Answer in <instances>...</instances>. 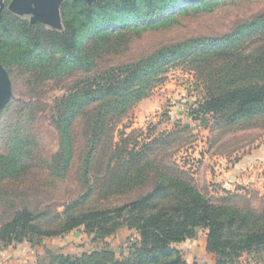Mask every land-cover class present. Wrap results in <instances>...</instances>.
Wrapping results in <instances>:
<instances>
[{
	"label": "trees",
	"instance_id": "trees-1",
	"mask_svg": "<svg viewBox=\"0 0 264 264\" xmlns=\"http://www.w3.org/2000/svg\"><path fill=\"white\" fill-rule=\"evenodd\" d=\"M227 1L235 0H64L57 30L12 16L0 20V65L12 86L0 113V248L39 245L78 229L104 242L125 228L134 239H126L123 255L106 247L54 255L47 264H187L175 246L199 232L215 264L264 253V202L254 206L244 188L208 197L174 160L189 127L149 131L143 139L126 128L116 139L117 126L175 67L199 82L192 121L208 119L205 127L218 139L264 129V13L219 37H194L110 63L143 34L211 15ZM49 85L64 89L51 103L45 101ZM45 114L57 136L49 157L37 133ZM68 181L76 184L74 197L53 205L30 200ZM118 199L123 203L111 204Z\"/></svg>",
	"mask_w": 264,
	"mask_h": 264
},
{
	"label": "rangeland",
	"instance_id": "rangeland-1",
	"mask_svg": "<svg viewBox=\"0 0 264 264\" xmlns=\"http://www.w3.org/2000/svg\"><path fill=\"white\" fill-rule=\"evenodd\" d=\"M5 12L4 18L12 16L30 24L32 18L30 13L16 14L9 8ZM261 13H264V0L227 1L211 15L179 18L178 24L169 30L143 34L141 39L133 42L123 57L110 63L130 61L162 46L194 37H219ZM43 26L52 29L48 25ZM198 83L194 73L182 67L169 68L163 81L156 85L150 95L137 104L129 117L117 126L116 139L118 133L126 128V133L136 130L139 139H143L149 131L152 132L151 134H156L172 130L174 127H189L190 130L183 134L184 142L174 155V160L180 166L184 164L190 171L195 187L201 193L213 198L223 196L224 191L244 193L241 190L244 188L247 197H253V204L258 207L264 202V129L261 127L238 131L218 139L216 131L208 130L211 126L208 124V119L202 123L192 121L189 117L190 108L194 107L201 97ZM46 91L45 101L51 103L62 95L64 89L49 85ZM205 123L208 128L205 127ZM37 133L42 153L47 157L55 153L57 136L50 125L49 115L45 114L41 117ZM246 156L251 157L253 161L242 165V168L239 166L235 168V165ZM77 192L76 184L68 181L59 191L49 192L43 196V199L41 196L38 198L34 196L30 200L53 205L74 197ZM121 203L123 200L118 199L111 204ZM2 211L3 208L0 209V214ZM92 237L84 233L83 229H78L62 238L43 240L39 245L23 242L1 247L0 264H11L14 260L22 262L21 258H25L26 253L29 255L26 264H47L48 259L54 255L76 257L106 247L120 256L126 249L124 247L126 239H134L133 233L125 228L104 242L94 243L91 241ZM182 249L186 263L208 262L209 257L205 258L207 256L202 250V244L196 247L185 246ZM236 262L264 264V253L259 257L243 255Z\"/></svg>",
	"mask_w": 264,
	"mask_h": 264
},
{
	"label": "water",
	"instance_id": "water-1",
	"mask_svg": "<svg viewBox=\"0 0 264 264\" xmlns=\"http://www.w3.org/2000/svg\"><path fill=\"white\" fill-rule=\"evenodd\" d=\"M64 0H12L9 10L16 14L30 13V24L40 23L52 29H60L59 9ZM82 1L86 5L93 4L96 0ZM2 3L0 0V8ZM12 98V86L6 70L0 65V113Z\"/></svg>",
	"mask_w": 264,
	"mask_h": 264
},
{
	"label": "crops",
	"instance_id": "crops-1",
	"mask_svg": "<svg viewBox=\"0 0 264 264\" xmlns=\"http://www.w3.org/2000/svg\"><path fill=\"white\" fill-rule=\"evenodd\" d=\"M251 157H249V156H246V157H244L240 162H239V164H236L235 165V168H237V166H239V167H243L244 166V164H249V163H251L253 160L252 159H250ZM243 165V166H242ZM235 168H234V170H235ZM202 235V237H200ZM202 240V241H201ZM202 244V250H203V252L205 253V256H207V257H205V258H208L209 257V259H208V262L207 263H205V262H200V263H198V264H215V262H214V259H213V257L211 256V255H209V254H207L206 253V251H205V233H201V232H199V234H198V236L196 237V238H194V239H190V240H186L185 242H183V243H181V244H178V245H176L175 247L177 248V249H179L180 251L181 250H183L182 248L183 247H196V246H200ZM25 258H26V260H25ZM25 258H21V261L23 262H20V261H16V260H14V263L12 262L11 264H26L27 263V261H28V259H29V255H27V253L25 254ZM25 260V261H24ZM188 264V263H187ZM193 264H194V262H193Z\"/></svg>",
	"mask_w": 264,
	"mask_h": 264
},
{
	"label": "flooded vegetation",
	"instance_id": "flooded-vegetation-1",
	"mask_svg": "<svg viewBox=\"0 0 264 264\" xmlns=\"http://www.w3.org/2000/svg\"><path fill=\"white\" fill-rule=\"evenodd\" d=\"M12 0H1L2 7L0 8V20L3 19L6 15V12L11 4Z\"/></svg>",
	"mask_w": 264,
	"mask_h": 264
}]
</instances>
